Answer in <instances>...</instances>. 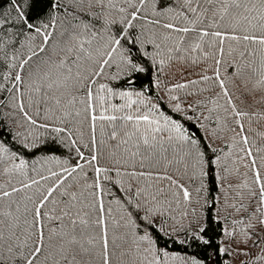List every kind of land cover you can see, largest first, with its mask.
<instances>
[{"label":"snow or ice","instance_id":"obj_1","mask_svg":"<svg viewBox=\"0 0 264 264\" xmlns=\"http://www.w3.org/2000/svg\"><path fill=\"white\" fill-rule=\"evenodd\" d=\"M0 264H264V0H0Z\"/></svg>","mask_w":264,"mask_h":264}]
</instances>
